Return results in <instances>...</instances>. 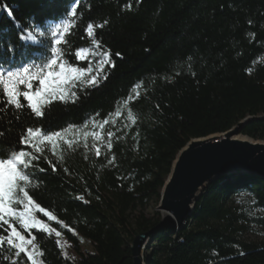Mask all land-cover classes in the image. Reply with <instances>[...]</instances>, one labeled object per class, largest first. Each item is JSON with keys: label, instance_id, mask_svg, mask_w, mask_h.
<instances>
[{"label": "trees", "instance_id": "1", "mask_svg": "<svg viewBox=\"0 0 264 264\" xmlns=\"http://www.w3.org/2000/svg\"><path fill=\"white\" fill-rule=\"evenodd\" d=\"M58 23L68 25L60 44L52 35ZM26 33L33 41L22 38ZM54 48L63 62L91 68L96 83L63 86L40 116L22 96L20 109L0 96V158L26 154L20 167L29 181L20 187L32 206L57 219L52 229L64 234L71 253L42 226L24 229L7 215L0 236L15 226L38 264H134L133 241L151 230L143 264H264V241L245 238L247 224L264 228V215L235 206V197L247 194L264 209L262 176H222L181 229L172 222L161 227V211L146 212L151 204L158 208L173 162L190 140L225 134L248 116L260 118L242 133L264 140V0H0V72L36 71ZM79 49L95 51L94 60L76 59ZM136 89L142 94L134 98ZM120 112H131L135 122L106 154L75 143L55 159L38 142ZM39 214L43 224L47 215ZM84 240L93 252L82 249ZM10 247L0 248V264H33Z\"/></svg>", "mask_w": 264, "mask_h": 264}, {"label": "water", "instance_id": "2", "mask_svg": "<svg viewBox=\"0 0 264 264\" xmlns=\"http://www.w3.org/2000/svg\"><path fill=\"white\" fill-rule=\"evenodd\" d=\"M248 116L225 134L194 138L177 154L163 185L158 210L167 214L161 227L181 229L212 183L224 175L264 177V140L244 135ZM154 230L138 235L132 244L134 264H143L141 252Z\"/></svg>", "mask_w": 264, "mask_h": 264}, {"label": "snow or ice", "instance_id": "3", "mask_svg": "<svg viewBox=\"0 0 264 264\" xmlns=\"http://www.w3.org/2000/svg\"><path fill=\"white\" fill-rule=\"evenodd\" d=\"M88 27L90 31L92 26L89 25ZM55 43L60 44V40L55 41ZM56 55L57 52L54 48L53 58L42 66H36V71L29 67H23L15 72L8 71L6 74L0 72V96L6 98L5 106L14 105L15 108L20 109L23 106L20 101L22 96L27 101V106L36 116L42 115V105L50 102L48 97L56 95L57 92H62L63 86L77 79V74L84 71V69L74 66L71 61L58 62ZM75 58L81 61L85 60L87 58V50L79 49L75 52ZM90 83H96V78L93 77ZM60 98L63 99V95ZM129 116L131 117V112ZM34 131L38 130L28 129L29 134ZM53 135L58 134L54 133ZM108 135L111 136L112 133H108ZM21 142L27 143V140ZM108 147L111 148V143L108 144ZM97 154H99V150ZM25 155L24 152L20 151L5 154L0 158V222L9 224V220L5 219L7 215L19 220L24 229H31L37 227L41 222L32 216V198L24 187H20L21 181L25 182V184L29 181V176L20 167L25 165L23 159ZM53 170H55L54 166ZM18 192L23 193V196L18 198ZM14 205H21L23 210L18 211ZM39 210L49 216L50 219H54L43 208ZM9 226L11 232L7 238L0 236V245L6 239L7 244L17 250L15 255L20 257L22 253L27 252V244L31 243V241H26L24 235H21L15 226ZM56 234L57 236L60 235L59 232ZM16 241L19 242L17 243ZM27 259L32 260L31 252H27ZM33 264H35V261H33Z\"/></svg>", "mask_w": 264, "mask_h": 264}, {"label": "rangeland", "instance_id": "4", "mask_svg": "<svg viewBox=\"0 0 264 264\" xmlns=\"http://www.w3.org/2000/svg\"><path fill=\"white\" fill-rule=\"evenodd\" d=\"M68 25L63 23L55 24L52 28V35L54 36V40H60L61 41V34L65 31H67ZM37 34H41L39 31H35ZM25 40L27 41H33V36L31 33H26ZM95 51H92L89 55L87 52V58L85 59L88 62H91L94 60ZM89 56V57H88ZM58 62H63L61 57H56ZM34 71V70H33ZM78 78L74 81H70L69 83H76V82H85L86 80L92 79L95 74L91 68L84 69L82 73L77 74ZM68 83V84H69ZM142 94L141 89H136L134 92V98L139 97ZM125 111V110H124ZM107 123L102 122L100 124H96L94 122H89L85 124L82 128H71L68 129L65 132H59L58 135H52L45 138L38 139L39 144L41 145V148L47 149L50 155L57 159L59 157V154L63 148H69L73 146L75 143H81L86 150L96 153L97 156L100 154H106L109 152L111 148L108 147L109 143H112L114 139H118L120 136H125L129 129L134 125V118L130 117L128 113L120 112L116 114L115 117L112 118V120L108 121ZM108 133H112L111 136L108 135ZM99 150V154H97V151ZM242 205H246V208L251 207V214L253 216H263L264 215V209L262 208H256L253 206V199L251 196L247 194L238 195L235 197V206L242 207ZM17 210H23L20 208H17ZM32 216L34 219L39 220L40 214L39 209L37 206H31ZM155 211H159L155 204H151L146 212L150 215H152ZM163 216H167L166 213L161 212ZM54 217L53 215H51ZM14 220H16L19 224L20 221L17 220L14 217ZM57 222V219L54 217V219H50L49 216H47V220L42 224H39L37 226H42L48 234H54L57 236V232L60 233L59 236H57L58 240L61 242L62 250L63 252H67L68 254L71 253V246L70 244L65 240L64 234L61 231H56L52 229V223ZM21 225V224H20ZM248 229L245 232V238L250 241H256V242H262L264 241V228L261 226H257L256 224H247ZM2 224L0 222V228ZM8 224H4L3 228L7 229ZM46 226V227H45ZM17 229V228H16ZM3 236V235H1ZM5 241V240H4ZM28 241V240H26ZM151 240H148L146 242V245L150 243ZM145 245V247H146ZM28 247V244H27ZM0 248L11 250V247L7 244L0 245ZM82 249L88 250L89 252L92 251V246L89 242L84 240L82 242ZM145 249V248H144ZM27 252L32 253V262L35 261V264H38L36 258L34 256H37L36 250L31 249L30 251L27 249ZM26 252V253H27Z\"/></svg>", "mask_w": 264, "mask_h": 264}]
</instances>
